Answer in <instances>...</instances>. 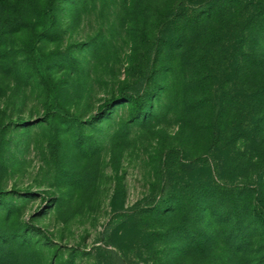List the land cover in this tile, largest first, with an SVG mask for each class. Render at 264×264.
<instances>
[{"label":"rangeland","instance_id":"obj_1","mask_svg":"<svg viewBox=\"0 0 264 264\" xmlns=\"http://www.w3.org/2000/svg\"><path fill=\"white\" fill-rule=\"evenodd\" d=\"M207 1L0 0V264H264V27Z\"/></svg>","mask_w":264,"mask_h":264},{"label":"trees","instance_id":"obj_2","mask_svg":"<svg viewBox=\"0 0 264 264\" xmlns=\"http://www.w3.org/2000/svg\"><path fill=\"white\" fill-rule=\"evenodd\" d=\"M226 4H228L229 6L225 7ZM197 8L200 13L202 14L207 13L206 19L210 23L220 19L219 13L221 12L227 13L229 26L225 30L229 31V42L231 43V47L234 48L233 51L238 50V46H242L241 49L244 48L246 40H244L245 38L243 37L242 34L243 32L245 33L246 31H247L246 36H248L249 34V36L251 37L250 42L253 41V45H251L252 51L255 49L254 41L259 39V35L261 34V32H263L262 29L264 27V17H263L264 6H262L261 0H208L207 2L199 3V6ZM251 8L253 10V13L249 14ZM223 28L224 27H222L219 33L224 34ZM211 40H214V37L211 38ZM227 42H228V38H227ZM133 86L134 85H128V88L129 89L134 88ZM124 93L126 92H123V95ZM129 96H131L132 100L136 102V106H138V108L142 106L144 100H143V96L139 91L135 90ZM63 116L66 120H70L74 123L81 122L79 118H77L72 114L64 113ZM171 184H172L171 182L164 184L161 188V192H162L161 197L158 200H153L152 202H150L152 203V206L154 208V209H150V213H152L153 215H156L159 212L157 210L158 208L157 205L159 206V204H165V203L169 204L170 202L173 203L176 201V197H174L175 195H173L174 189ZM1 193L2 191H0V194ZM191 210L192 211L194 210L193 205ZM168 212L177 213V208L174 207V209L167 210V213ZM183 232L185 233L184 234L185 238L190 236V233L188 231H183ZM177 233L179 234L182 233V229H178ZM112 253L114 258L118 257V253L116 251H112Z\"/></svg>","mask_w":264,"mask_h":264}]
</instances>
